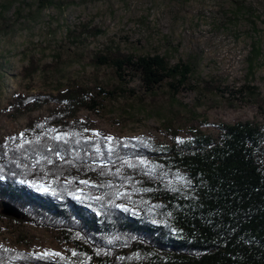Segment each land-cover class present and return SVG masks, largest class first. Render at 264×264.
I'll list each match as a JSON object with an SVG mask.
<instances>
[{"label":"trees","instance_id":"1","mask_svg":"<svg viewBox=\"0 0 264 264\" xmlns=\"http://www.w3.org/2000/svg\"><path fill=\"white\" fill-rule=\"evenodd\" d=\"M93 63L149 93L194 88L190 65L165 55L116 48ZM37 67L31 59L21 75ZM116 93L69 84L8 100L17 116L50 107L0 140V217L51 230L69 248L50 256L0 244V264H264V124L219 123L215 136L196 128L169 143L88 136L77 111Z\"/></svg>","mask_w":264,"mask_h":264},{"label":"rangeland","instance_id":"2","mask_svg":"<svg viewBox=\"0 0 264 264\" xmlns=\"http://www.w3.org/2000/svg\"><path fill=\"white\" fill-rule=\"evenodd\" d=\"M116 48L188 63L194 88L172 96L165 84L149 93L137 78L118 80L111 66L93 63L96 52ZM31 59L38 67L24 77ZM69 84L117 92L99 107L77 111L91 137L169 143L196 128L215 136L219 123L264 124V0H0V140L50 107L17 116L10 98ZM0 244L50 256L68 247L51 230L4 217Z\"/></svg>","mask_w":264,"mask_h":264},{"label":"snow or ice","instance_id":"3","mask_svg":"<svg viewBox=\"0 0 264 264\" xmlns=\"http://www.w3.org/2000/svg\"><path fill=\"white\" fill-rule=\"evenodd\" d=\"M109 139H111V137H109ZM127 163V162H126ZM141 163H143V161H141ZM130 167L132 166V165H129ZM45 191H47V189H45Z\"/></svg>","mask_w":264,"mask_h":264}]
</instances>
